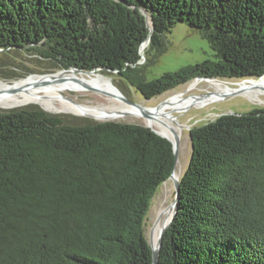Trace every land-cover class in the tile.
<instances>
[{"label": "trees", "instance_id": "1", "mask_svg": "<svg viewBox=\"0 0 264 264\" xmlns=\"http://www.w3.org/2000/svg\"><path fill=\"white\" fill-rule=\"evenodd\" d=\"M178 23L214 59L149 80ZM20 56L103 68L147 100L195 78L258 80L264 0H0V79L23 76ZM190 138L158 264H264V109L223 114ZM174 165L172 143L144 125L0 111V264H152L146 219Z\"/></svg>", "mask_w": 264, "mask_h": 264}, {"label": "rangeland", "instance_id": "2", "mask_svg": "<svg viewBox=\"0 0 264 264\" xmlns=\"http://www.w3.org/2000/svg\"><path fill=\"white\" fill-rule=\"evenodd\" d=\"M166 40L169 43L168 51L160 57L158 62L153 66L147 74V78L149 80L160 77L162 74L166 72H175L180 70L181 68L194 65L201 62H204L207 59H214V53L208 43L197 30L190 28L185 23H178L170 33L166 34ZM18 63H21V68L17 70L23 76L13 78V79H0V81L5 83H14L16 81H20L23 79H28L36 76H53L58 75L64 70H51V68H46V62L42 64H36L31 58L28 56H20L17 59ZM9 70V69H6ZM32 71V74H30ZM8 72V71H6ZM77 73V72H76ZM97 75H100L110 81L119 88V90L132 102L141 104L145 107H155L159 105L161 102L169 99L171 96L175 94H180L186 92L190 87L191 83L180 86L176 89H173L161 96H158L152 100H145V98L132 86L124 81L121 77L116 75L113 72H107L104 70H98L95 72ZM86 74H77V76H82ZM224 81V80H222ZM229 82H233V84H229L233 87L237 86V82H241V80H229ZM88 90V89H87ZM214 92V90L209 89L207 82H202L199 84L195 90L190 93L185 94L178 102V106L180 107L185 100L191 96H208L210 93ZM91 93V94H90ZM63 98L57 97V100H70L76 104H84L89 106L101 105L96 102V97H102L104 94L88 90L85 93H78L71 90H66L60 93ZM102 94V95H101ZM187 96V97H186ZM262 99H264V95H260ZM66 98V99H65ZM86 103V104H85ZM35 106L42 110H45L42 106L38 104H29L21 107H15L10 109H2L0 111H8L16 108H24ZM180 107L178 110H168L164 111L165 114L168 113L171 117H174L178 122L173 121L163 115V120L167 124L174 126L178 130V135H180V148H179V159L176 165V172H178L179 179L183 176L185 170L187 169L191 154H192V144L190 138V130L194 127L203 126L210 121L215 120L219 116L223 114H244L248 113L254 109H264V104L260 101L251 98L244 92H233L227 94V96L222 95L218 99L213 102L206 104L202 108L198 107ZM52 115H66L72 116L79 119H88L92 121H97L92 118L78 116L82 114H71V113H52L48 112ZM89 115V114H88ZM167 120V121H166ZM99 122V121H97ZM119 122L131 123V124H140L144 125L142 120L135 119L133 116L121 117ZM178 127V128H177ZM182 130V131H181ZM175 182L170 179L166 181L156 192L151 207L146 219V237L149 243L154 244L156 230L158 229L160 223L162 222V228L158 233L156 244L158 243V239L161 235V232L168 225L171 224L173 218V209L172 204L175 200ZM169 211L172 212V215L169 218Z\"/></svg>", "mask_w": 264, "mask_h": 264}, {"label": "bare ground", "instance_id": "3", "mask_svg": "<svg viewBox=\"0 0 264 264\" xmlns=\"http://www.w3.org/2000/svg\"><path fill=\"white\" fill-rule=\"evenodd\" d=\"M146 47L147 44L144 46V49ZM77 74L78 73L75 72H62L58 75L53 76L31 77L28 79L16 81L12 84L0 81V108L10 109L29 104H38L48 112H54L57 114H82L78 116H90L96 120H105L108 115L113 120H118L121 117H124H118L120 113L128 112L130 113L129 116H133L135 119L142 120L145 126L150 127L160 135L173 141L175 139V136L179 134V129L177 130L174 126L170 125V123L167 124L166 122H164L163 115L173 121H178L174 117H171L168 113L165 114V112L168 110H178L181 106H183L182 108H202L206 104H209L218 99L220 96L227 95L235 91L237 92V90L246 93L251 98L258 100L262 104H264V99H262L260 96L261 94L264 95V77L257 81H245L237 83V86L233 88L231 85L223 83L221 81L200 80L193 82L186 92L175 94L169 99L165 100V102L161 105V109L157 113H154V110L152 109V114L156 116V119L144 118L141 115L140 110L128 106L124 102H122V100L119 98L121 95V91L112 83V81L100 75H97L96 73L86 74L82 76H77ZM202 82H207L209 89L214 90V92L210 93L208 96L203 97L200 95L191 96L186 99L185 103H183L179 107L177 102L182 97H184L185 94L195 90L196 87ZM86 86L94 87L103 92L104 95L102 97H96V102L101 105L89 106L84 104H76L70 100H57V97H64H62L60 93L66 90L85 93L88 91ZM178 174L179 173L175 171V178H179ZM171 215L172 212L169 211L168 220L170 219ZM162 227L163 226L161 222L158 229L156 230L154 244H156L158 233L161 230L160 228Z\"/></svg>", "mask_w": 264, "mask_h": 264}, {"label": "water", "instance_id": "4", "mask_svg": "<svg viewBox=\"0 0 264 264\" xmlns=\"http://www.w3.org/2000/svg\"><path fill=\"white\" fill-rule=\"evenodd\" d=\"M142 13L144 14V16L146 17V20H147V23H148V27L150 28V31L151 33H153V25H152V21H151V18L149 17V15L143 10ZM147 44L148 46V43H144L141 47V54H142V59H143V62H145L146 58L144 56V46ZM146 49V48H145ZM144 49V50H145ZM98 70H103V68H97L95 70H92V71H85V70H81V69H77V68H73V69H70V70H64V72H77V73H82V74H92V73H95L97 72ZM109 71V70H108ZM264 77V76H263ZM263 77H261L260 79H262ZM258 79V80H260ZM200 80H215V81H221L223 83H227V84H233V82H229V80H225V79H219V78H195L193 79L192 81L188 82V83H193L195 81H200ZM224 80V81H222ZM245 81H257L255 79H244V80H241V82H245ZM113 83V82H112ZM187 83V84H188ZM237 83H240V82H237ZM186 85V84H185ZM183 86V85H182ZM191 86V85H190ZM88 90H92V91H97V92H100V93H103L102 91L94 88V87H91V86H86ZM119 89V88H118ZM238 92H240V90H237ZM227 96V95H225ZM122 102H124L126 105L128 106H131V107H134L138 110L141 111V115L144 117V118H155L156 119V116H154L152 113H157L160 109H161V105L165 102H161L159 105L155 106V107H145V106H142L141 104H137V103H134L132 102L131 100H129L122 92H121V95L119 97ZM147 100V99H145ZM154 110L153 112L151 110ZM46 111V110H44ZM130 113L128 112H123V113H120L118 117H121V116H124V117H127L129 116ZM112 116V115H111ZM88 118H92L94 119L93 117H90V116H86ZM116 117V116H114ZM96 120V119H95ZM99 122H109V121H116V122H119V119L118 120H113L109 115L106 117L105 120H97ZM145 126V125H144ZM145 127H148V126H145ZM150 128V127H148ZM151 129V128H150ZM152 131H154L153 129H151ZM156 134L160 135L158 132L154 131ZM161 137L163 138H166L162 135H160ZM167 140H169L171 143H172V146H173V151H174V156H175V165H174V170H173V173L170 177V179L174 180L175 182V192H176V195H175V200L172 204V209H173V218H172V221H171V224L175 218V215H176V212H177V206H178V201H179V195H180V179L179 178H175L174 174H175V171H176V165L178 163V159H179V148H180V136L176 135L175 136V139L172 141L168 138H166ZM170 224V225H171ZM170 225H168L166 228H164V230L161 232V235L158 239V243L157 245H154L153 243L150 244L151 246V249H152V264H158V261H159V254H160V250H161V246H162V242H163V237H164V234L165 232L167 231V229L170 227Z\"/></svg>", "mask_w": 264, "mask_h": 264}]
</instances>
